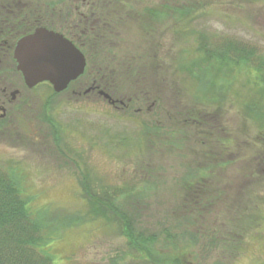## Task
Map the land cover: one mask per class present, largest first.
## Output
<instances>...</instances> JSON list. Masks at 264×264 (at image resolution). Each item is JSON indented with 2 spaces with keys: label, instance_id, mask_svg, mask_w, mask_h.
Instances as JSON below:
<instances>
[{
  "label": "rangeland",
  "instance_id": "374dc122",
  "mask_svg": "<svg viewBox=\"0 0 264 264\" xmlns=\"http://www.w3.org/2000/svg\"><path fill=\"white\" fill-rule=\"evenodd\" d=\"M95 1L102 18L98 29L109 43L107 53L99 45L97 55L115 53L127 64L149 66L134 78L137 88L131 93L139 100L126 94L130 76L126 87L113 91L127 102L122 105L96 94L83 96L77 83L58 95L47 84L25 90L15 120L18 133L0 131V212L4 206L18 208L2 179L10 176L18 197L26 200L25 211L45 228L48 238L39 249L51 264H146L139 255L132 257L121 224L106 206H99V215L92 212L95 202L112 199L118 189L126 193L117 200L126 203L136 228L160 234L159 252L163 230L169 229L182 237L170 253L184 264H264V226L256 224L264 220V135L258 129L264 119L251 109L244 112L245 98L227 93L230 88L247 94L248 80L264 81V0ZM74 3L0 0V11L9 5L11 19L24 17L28 25L37 16L63 32L60 21ZM206 50L230 53L236 69L228 70L229 84L221 85L226 94L218 98L219 113L206 112L207 123L197 126L189 119L196 104L188 95L195 78L188 70L197 69ZM241 52L248 61L238 58ZM7 62L0 64L1 69L8 65L0 85L23 86ZM112 67L123 75L132 70ZM210 73L203 71L205 85ZM259 104L263 112L264 102ZM50 121H56L63 139L54 138ZM24 132L39 140H27ZM206 165L214 170L208 178L185 183L189 170ZM197 208L202 214L194 226L195 220L186 218ZM250 218L254 226L246 222ZM204 226L212 237L231 231L241 236L214 247Z\"/></svg>",
  "mask_w": 264,
  "mask_h": 264
},
{
  "label": "trees",
  "instance_id": "16d2710c",
  "mask_svg": "<svg viewBox=\"0 0 264 264\" xmlns=\"http://www.w3.org/2000/svg\"><path fill=\"white\" fill-rule=\"evenodd\" d=\"M1 7L4 8L3 11L5 13L2 10L0 11V64L2 61L7 62L6 60H4L5 58L8 60L7 63L11 62L15 65V60L13 58V48L16 41L20 37L35 29L37 26L34 24L39 22L40 19L37 16L33 17L32 19L30 18V23L27 25V22H24V17L22 21H20L22 18L18 17L11 19L13 15L10 14L13 13L10 11L9 5H7L8 8L5 5H2ZM99 25L100 24L96 25L93 30H90L80 40L79 38L81 37L75 36L70 31V29L67 30L64 25H60V30H64L67 33V36H69L70 38L76 37L74 39V42L78 46H80L83 52L88 56L89 65L84 78L92 77L98 79L99 84L102 86V88L107 90L113 96V91H118L120 86L121 88L126 87L128 81L129 83H131V88L130 92H127L126 94H128L129 97L131 96L130 98L132 101H138V94L135 95L134 93H131V91L137 88L136 82H134V78L135 76H137L138 78L141 75L138 70L149 68L148 64H146V66H143L145 64L142 63L139 65H130L129 63H126V60L123 59L122 61L119 57H117V54L115 53L111 56V58L113 59V63L111 62V58L109 55V57H104L103 59H101L100 56L97 55V52L101 51L99 45L105 49H102L104 50L103 52L107 53V51L109 50V43L107 42V34L104 32H102V34L100 33V30L98 29ZM47 28L53 30L57 29V27L54 25L48 26ZM204 52L206 55L200 60V64L197 66V69L190 68V66L187 65V68H190L188 70L190 72V75H195V78L192 82L194 86L193 91L191 94L188 93V95H191V98L194 99L196 105L189 110V119L190 122L195 123L197 126L199 124L207 123V121L205 120L207 117L206 112L216 110V113H219L218 111H220L221 105L220 102H218V98L220 96V99H223L225 97L224 95L226 94L221 85L225 83L229 84L227 80L231 77V75L228 74V70L230 68H235V65L232 63L234 57L230 53L218 51L211 52L210 50H206ZM243 55L245 54L241 52V57L238 58H240L243 62L244 60L248 61L246 56ZM236 59L234 60V62L238 63L239 61H236ZM112 66H115L119 69H123L124 67L129 66L128 68L132 70L128 74L124 73L123 75L122 73H118L119 71L114 69ZM135 66H137L136 69ZM261 67L263 68L262 65ZM204 69H206V71H211L208 84L206 85L204 82L205 76H203ZM129 76L130 79L126 81L127 77ZM121 79V83L123 85H119V81H121ZM262 80L261 77L254 80H248L249 88L247 94H241L240 92L233 91V89L230 88H228L227 93L233 94V96L239 95L238 98H242L243 100L245 98L246 101L242 103H245L244 112H247L251 109L255 117L264 119V111H261L263 109H260L259 104V102L261 101L264 102V81L262 83ZM76 83L79 84V80L73 82L72 85ZM53 95H56V93L54 92ZM129 101L130 100H128V102ZM198 106H201V108H198ZM50 122L53 123L52 121ZM261 123L262 125L258 129L259 132L264 135V120ZM56 139L58 140V137ZM212 171H214L213 166L208 165L196 169H191L189 170L188 174L189 179H185V183H189L193 180L201 183L203 180L208 178V176H210V173H212ZM2 179L7 184L8 194L13 196L12 193H14V196L16 197H13L17 200V202H19V204L18 208L16 209H8L6 206H4V208L1 206L3 210L0 212V264H51L52 259L50 258V256L39 249V246L41 247L43 243V238H48L47 236L43 235V231H45L44 226L38 225L35 219L32 218V216H29L30 213L28 214L27 210L25 211L24 207L26 205V200L18 197V194L16 192V186L18 185L15 183L14 179L12 180L10 176L8 178L4 177ZM85 186L86 187L84 188L86 191L87 189H90L87 184H85ZM4 194L7 197L9 196L5 192ZM111 195H113L112 199L109 195L107 196V198L105 197L101 199V203L95 202L96 205L93 206L92 212L98 214V212H101L99 206L104 205L107 207V209L105 210L109 211L110 214L115 217V221L121 224L122 233L128 239V247L131 249L132 257L139 255L140 258L144 259L146 264H184L177 254L170 253V250L176 249L182 241V237H180L179 234L172 233L169 229L163 230V251L162 253L159 252L157 249V244L161 241L160 234L148 233L147 231H144L143 229L141 230L140 228L137 229V226L135 225L136 220L133 218L130 211H128V209L126 208V203L120 204L118 202L117 199L125 196L126 193H121V191L117 189L114 190L113 194ZM195 203L197 202L195 201ZM94 207H96L97 209ZM200 210V208L192 210V216L186 218L187 220H195L194 226L198 223L199 214H202ZM262 217L264 218L263 215ZM247 220L248 219H246V222H249L248 225L254 226L255 222H252V218L249 219L250 221ZM256 222L258 228L264 226V220ZM202 229L206 230L205 235L207 237L210 236L209 238L211 239V241H213L210 245L214 247H216L219 242L222 244H226V242L230 243V240L234 239V236L236 234L238 236H241L238 231H231L226 237L218 234L217 238H219V235L221 236V240L219 241L217 240L215 235H213L214 237L211 236V234H213L211 228L204 226L202 227ZM182 234L184 238L188 233L182 232Z\"/></svg>",
  "mask_w": 264,
  "mask_h": 264
},
{
  "label": "water",
  "instance_id": "95a60500",
  "mask_svg": "<svg viewBox=\"0 0 264 264\" xmlns=\"http://www.w3.org/2000/svg\"><path fill=\"white\" fill-rule=\"evenodd\" d=\"M14 59L29 88L48 82L58 93L77 80L86 67L85 55L71 40L45 27H38L17 41ZM101 94L111 101L108 93Z\"/></svg>",
  "mask_w": 264,
  "mask_h": 264
},
{
  "label": "flooded vegetation",
  "instance_id": "af4514ba",
  "mask_svg": "<svg viewBox=\"0 0 264 264\" xmlns=\"http://www.w3.org/2000/svg\"><path fill=\"white\" fill-rule=\"evenodd\" d=\"M94 1L95 0H74V2H76V3H74L75 6H73L74 7L73 10L70 13L68 10V14L66 16H64L65 19L60 21L59 25H64L67 28V30L70 29V31L75 36L81 37V38H79V40L82 39L85 34H87L90 30H93L94 27H96V25H98V22L101 19V15H100L98 6L95 3L96 1L95 2ZM34 25H36L37 27H40V26L41 27H48V26H52L53 24L51 23V20H40L39 22L35 23ZM35 29L30 31L29 33L33 32ZM55 31H57V30H55ZM58 32H60V31H58ZM29 33H27V34H29ZM60 33L63 34L66 38L70 39L83 52L82 48L74 42V39L76 37L70 38L69 36H67V33L64 30H63V32H60ZM14 48H15V46H14ZM84 55L86 57V69H85L84 74L80 78L77 79V81L79 80L78 87H80V94L83 96H86L88 94H94V95L96 94L98 97H103L105 100H107L105 98V96L103 94H101V91L102 90L105 92H108V91L105 90L104 88H102V86L99 84L98 79H95L92 77L84 78V76L86 74V70H87L88 65H89L88 56L85 53H84ZM1 65L3 66L2 62H1ZM7 66L8 65L3 67L4 69L0 68V72L2 74H4V71L7 70ZM12 67L14 68L13 69L14 71L18 72L17 71V65L13 64ZM9 69H10V67H9ZM20 77H21V74H20ZM5 82H6V80H5ZM44 84H47L50 86V88H52L49 83H44ZM44 84H42V85H44ZM37 87H35V88H37ZM35 88L30 89L24 83H23V86H16V84H14L13 82H10V83L6 82L4 85H0V131H1V133L11 131V129H14L13 131H16L15 133H18L17 132L18 131V125H17L15 120L17 118V114L20 111V107L22 106L19 104H22V103L24 104L26 101V100H24L25 98H23V96H24L23 92L25 90L31 91ZM56 95H58V94H56ZM111 96L113 97V99L116 100V98L113 95H111ZM117 101L118 102H116L115 104H112V105H116L117 103H120L121 100L117 99ZM14 122L16 124L15 125L16 129L13 127ZM52 122L53 123L50 122V125L48 126V128H50V131H51V133H53L54 138L58 137L60 139H63L64 137L62 136V133L60 135L58 130H57L56 123H55L56 121H52ZM44 123H46V122H44ZM25 134H26L25 138L29 141L35 142V141L39 140V136H36V133H34V132H26ZM18 135H20V134H18Z\"/></svg>",
  "mask_w": 264,
  "mask_h": 264
}]
</instances>
